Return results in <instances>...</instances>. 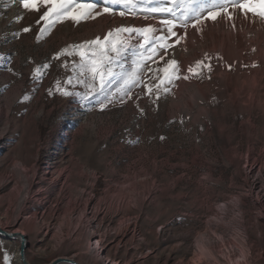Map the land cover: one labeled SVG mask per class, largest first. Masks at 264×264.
Returning <instances> with one entry per match:
<instances>
[{
    "label": "rangeland",
    "instance_id": "obj_1",
    "mask_svg": "<svg viewBox=\"0 0 264 264\" xmlns=\"http://www.w3.org/2000/svg\"><path fill=\"white\" fill-rule=\"evenodd\" d=\"M44 10L28 12L18 0H0V228L24 230L29 264L64 257L80 264H264V88L252 102L242 88L231 96L210 91L211 104L200 113L194 102L190 112L173 104L182 84L195 78L186 73L189 25L165 59H176L190 79L181 75L157 104L146 96L121 104V78L114 76L113 103L101 110L103 96L75 95L86 89L76 83L73 57L65 66V56L55 54L120 26L160 28L170 16L121 17L117 11L56 24L37 39ZM245 21L253 26L209 28L220 36L235 30L249 47L264 29L258 20ZM29 25L30 32L16 35ZM174 30L184 36L183 28ZM125 38L130 46L114 66L117 73L134 67L142 42L139 34ZM246 53L234 61L252 73L261 63H247L254 53ZM149 75L145 69V79ZM200 238L219 261L198 251ZM19 246L18 238L0 236V264H21Z\"/></svg>",
    "mask_w": 264,
    "mask_h": 264
},
{
    "label": "snow or ice",
    "instance_id": "obj_2",
    "mask_svg": "<svg viewBox=\"0 0 264 264\" xmlns=\"http://www.w3.org/2000/svg\"><path fill=\"white\" fill-rule=\"evenodd\" d=\"M18 3L22 10L28 12L39 11L41 7L45 9L36 21L38 25L43 22V27L37 33V39L56 24H62L65 21L80 24L82 21L101 17L103 14L114 16L117 11L121 17L142 15L147 19L149 14L155 13H166L170 16L159 22L160 28L152 24L143 27L120 26L109 30L103 37L96 36L95 39L69 45L55 54V59L65 56V66H68L67 57H73L72 65H77L79 69L76 83L84 85L86 89L84 93L76 92L75 95L82 100L93 96H103L104 99L99 101L101 110H105L113 103L109 88L110 78L114 76L121 78V85L116 89V92L120 94L121 104L125 103V98L139 101L141 96H146L153 104H157L161 94H167L170 87L181 78L182 69L178 61L174 58H165L170 56L169 49H173L175 44H180L185 39L189 25L197 32H202L208 22L219 23L221 20L226 21L232 28L238 26L237 21L242 24L245 20L253 22L258 20L259 23L264 24V0H207L206 3L202 0L198 7L196 0H18ZM112 5L122 7L117 10L111 7ZM180 8H183V12L180 17H177L176 13ZM22 19L23 16L18 14L16 20ZM177 26L184 29V36L177 35V31L174 30ZM31 30L29 25L23 27L16 35L19 36L21 32L28 33ZM133 34H139L142 38L137 52L134 53L136 57L133 60L134 67L128 72L117 73L114 71V66L118 65L119 57L130 46L128 39H121V37H130ZM173 37L176 38L175 41L169 43L170 38ZM76 55L79 56V60L75 59ZM148 61L157 66H149ZM159 62H163L162 66ZM47 66L43 65V67ZM231 67L232 65L229 64L228 68L231 69ZM145 69L151 73L147 79H145ZM205 70L209 74L213 70L211 57H208L207 63L204 60H197L194 66H188L187 73L201 78ZM182 78L190 79L186 74H183ZM208 78H211L210 75ZM59 83L57 81L58 85ZM67 84H72L71 76ZM137 87L141 91L134 93L133 89ZM58 90L66 96L73 94L63 88ZM137 107L139 108V104ZM5 259L7 260L8 257L6 256Z\"/></svg>",
    "mask_w": 264,
    "mask_h": 264
},
{
    "label": "bare ground",
    "instance_id": "obj_3",
    "mask_svg": "<svg viewBox=\"0 0 264 264\" xmlns=\"http://www.w3.org/2000/svg\"><path fill=\"white\" fill-rule=\"evenodd\" d=\"M211 24L213 25L216 23L208 22L206 27L204 28L205 31L203 32H197L196 30H192L189 33L188 41L185 43V47L188 51V57H187L188 66L192 65L194 60L195 61L204 60L205 63H207L208 57H211V64L213 68L210 74L207 73V71L205 70V73L207 74L206 80L201 81L198 79V77L195 76L193 80H189L190 82L188 84H182V86L180 87V92L174 98L173 104H175L176 106L181 104L182 107L187 112L191 111L192 108L191 102L197 104L196 111L198 113L205 111L206 106L211 104L210 101H212L209 98V96L211 95V94L209 95L210 91L215 92L216 90L220 89L221 93L227 96H231L230 90H234V89L240 90V88H242L244 91L246 90L248 92L251 99L250 102H252L255 101V97L257 94L256 92L259 91V88H264V35L258 34L259 36H263V38L259 40L257 38L256 40H254L255 42L254 44L250 46L248 45L249 47H246V45H244V42L242 43L241 40L239 41V38L241 36L240 34H236L235 30L232 33H224L222 34V36H220L215 31L209 28ZM221 24L222 25L217 23V25L219 26H225V24L228 25V23L224 20ZM252 24H250L248 21H243L242 24L240 23V21H237V25L240 26L252 25ZM257 26H259V29H262V27L264 29V24L258 23ZM194 41L200 43V46L195 47ZM190 48H193V51H190ZM247 51H251L254 53L253 56L249 55L250 60H247V63H255V60L256 61L259 60L261 63V66L256 68L252 73L247 72V67L241 64L238 65L234 61L235 58H240L241 56H243L242 53L245 54ZM205 54H207V56ZM227 57L231 59L228 60ZM229 64L232 65L231 69L228 68ZM209 75L211 77L210 79L208 78ZM17 169H19L20 173H24V174L26 173V169L24 166H17ZM27 183L28 182H26V184ZM26 187H28V184L26 185ZM1 230H4L5 232L13 235H16L18 233L24 234V230H17V231H10L7 229H1ZM1 237H3V235ZM198 249L200 253H202L203 255L205 254L214 262L220 260L219 258L216 257V254L214 255L213 249L209 246L208 242L202 238L199 239ZM60 259L73 260L66 257L56 258L55 260L50 262V264ZM26 261L29 264L27 259ZM57 264H67V263L64 262Z\"/></svg>",
    "mask_w": 264,
    "mask_h": 264
},
{
    "label": "water",
    "instance_id": "obj_4",
    "mask_svg": "<svg viewBox=\"0 0 264 264\" xmlns=\"http://www.w3.org/2000/svg\"><path fill=\"white\" fill-rule=\"evenodd\" d=\"M4 236V237H16L19 239V256H18V259L20 260L21 264H28L26 259H25V248H26V244H25V238L23 236V234H16V235H13V234H9L7 232H5L4 230H1L0 229V236ZM66 262L67 264H80L76 261H73V260H68V259H64V260H57L56 262L52 263V264H57V263H64Z\"/></svg>",
    "mask_w": 264,
    "mask_h": 264
}]
</instances>
